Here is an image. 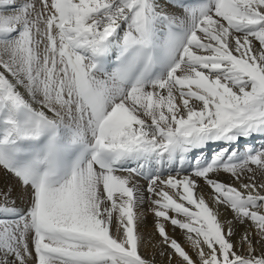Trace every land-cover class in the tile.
<instances>
[{
    "label": "snow or ice",
    "instance_id": "6c2138e0",
    "mask_svg": "<svg viewBox=\"0 0 264 264\" xmlns=\"http://www.w3.org/2000/svg\"><path fill=\"white\" fill-rule=\"evenodd\" d=\"M0 264H264V0H0Z\"/></svg>",
    "mask_w": 264,
    "mask_h": 264
},
{
    "label": "bare ground",
    "instance_id": "6f19581e",
    "mask_svg": "<svg viewBox=\"0 0 264 264\" xmlns=\"http://www.w3.org/2000/svg\"><path fill=\"white\" fill-rule=\"evenodd\" d=\"M18 2L22 3V2H24V0H18ZM224 178L226 179V177H224ZM228 215H231V213H229ZM146 224H147V228H151V226H152V217L151 216L148 217ZM169 231H170L171 235H173L178 241H180L182 243V245H184L185 241H184V238L182 237L181 232L179 230L175 233H172L171 229H169ZM155 239L158 241L159 237H155ZM188 250L191 251L190 249H188ZM148 251H150V250H145V254H147Z\"/></svg>",
    "mask_w": 264,
    "mask_h": 264
}]
</instances>
